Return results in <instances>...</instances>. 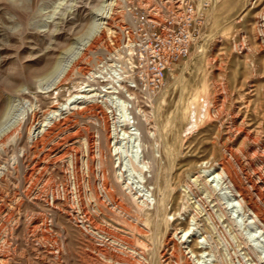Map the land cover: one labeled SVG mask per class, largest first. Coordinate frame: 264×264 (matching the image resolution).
Here are the masks:
<instances>
[{
  "label": "rangeland",
  "instance_id": "rangeland-1",
  "mask_svg": "<svg viewBox=\"0 0 264 264\" xmlns=\"http://www.w3.org/2000/svg\"><path fill=\"white\" fill-rule=\"evenodd\" d=\"M12 1L14 0H0V37L2 36L0 43V97L6 98L7 106H5L7 109L9 108L11 117L19 116L26 107L23 99L8 98L4 93L8 81H12L15 76L20 81L23 79L21 65L37 69L41 66L39 60L44 61L49 57L59 59L63 64L71 60L79 61V63L87 65L89 69L86 77L93 76V73L100 75L98 78H92L91 82L94 79V87L101 90L100 96L105 99L112 85L117 87L114 83L113 72L117 70L114 65L118 63V60L114 58L118 57L117 54L121 58L125 55L122 48L127 45L128 41L126 38L123 43L125 40L123 31L131 27L130 21L133 19L132 15L127 18L126 13L132 12L133 7H142L150 10L148 12L151 13L156 11L162 18L168 11L181 8L183 3L176 1L174 7L167 6L165 9L166 1L162 3L161 0H23V5L28 9L18 10L13 7ZM111 1H115L112 11L108 10ZM200 1L206 4V21L189 57L176 65L167 76L164 87H170L160 99H163L164 103L159 113V122L165 123L167 117L177 109L181 95H188L194 90L208 89L209 109L204 112L205 124L200 125L197 129H188L182 136L183 141L187 147L193 148L200 143L203 137H208L206 149L213 150L217 156L223 152V149H226L225 154L252 193L255 196L264 195V176L262 175L264 172V96L256 94L258 87L262 84L260 73L264 71V52H252L248 57L239 53L240 51L236 50L238 35L246 31L242 17L234 23L226 13L216 17V13H212L216 6L215 0ZM258 1L252 0L251 5L252 10L257 13L264 7V0H261L259 5ZM221 9L222 7L219 6L218 12ZM110 15L113 21L108 24ZM12 16H14L12 19L14 22L11 20ZM93 22L102 24L105 36L95 47L88 48L85 46V36ZM55 23H58L57 32L52 38H48L46 35ZM258 43L252 35H249V44L257 46ZM127 58L128 68L131 71L132 52L128 54ZM38 65L40 66L38 67ZM99 69H101L100 72H98ZM183 71V80L175 85V77ZM73 72L76 73V70L73 69ZM172 73H175V77L171 76ZM42 75L38 76V85L44 101L41 103L43 111L55 110L56 106L59 107L67 102L69 94H76L79 90L76 83L81 82V79L62 82L55 88L53 86L54 79L44 78L45 75ZM235 77L238 87L242 85L247 93L244 99L238 95L239 91H235L233 105L228 101L222 102L223 104L220 102L214 104V84L226 83L228 89L232 90ZM122 85H127V83L122 82ZM250 86H253V93L249 94L247 88ZM164 87L161 90H165ZM240 91L242 90L240 89ZM114 95L118 97L115 102L118 109L117 114L120 118H124L127 111L121 102L123 98L117 93ZM159 96L160 93L156 98L158 99ZM101 97L97 99L101 100ZM146 98V95L144 98L141 97L142 100H146ZM88 105H93V103ZM98 106L100 109L96 113L100 114L101 109L106 111V107L103 105L99 104ZM232 106L235 108L234 112L231 110ZM139 107L149 115L155 116L156 114L150 103H140ZM207 114L210 116L209 120L206 118ZM78 117L71 115L65 132L56 136L43 149L29 155L25 179H22L20 172L10 170L9 176L0 180V208L2 210L0 213V264H82L78 255L81 253L83 256L84 254H96L89 247V242L112 244L109 245L112 250L115 245L114 252H119L118 254L121 256L126 255L127 257H125L130 259L129 263H121L99 257L98 263L95 261L96 263L88 262L89 264H130V262L131 264H185L186 260H190L192 264H198L196 259L188 257L186 251L188 244H193L190 241L202 234L207 237L210 244L205 251L214 256L212 261H207L206 264H264V254L252 250V245L246 240L245 222L243 218L241 219V214H238L239 217L228 216L230 194L223 189L221 184L217 185L216 181L212 184L217 185L214 189L216 195H212L213 193L209 192L202 181L193 182V178L190 179V184L185 186L186 188H182L183 208L177 214L169 215V238L175 241L177 246H174L173 243L166 244L164 241L165 228L155 231L151 226L137 222L134 218L139 214L135 206L126 198H123L122 203L130 209L131 216L127 217L117 213L118 220L110 221L112 219L104 217L103 214H94V178L86 167L88 159L86 146L83 144H86L85 137L89 135L93 137L96 146L100 137L97 126L98 119L96 115L90 113ZM110 122L112 121L110 120ZM154 122L155 119H152L151 123L154 124ZM152 129L155 128L152 127ZM203 129L205 130L202 132ZM239 131L245 132L250 138L247 140ZM157 140L156 144L158 145L161 138L157 136ZM120 141L125 151L129 145L128 135L126 133L121 135ZM171 142L173 141L171 140ZM75 151L79 153L76 177L81 189V198L100 227L101 234L97 231L98 235L95 233L96 230L89 225H87V229L82 228L84 232L82 234L76 228L70 227L63 216L57 217L52 211L51 192L58 189L62 193V185H66L70 180L72 166H77V163L71 159V153ZM48 153L50 155L43 159L44 154ZM207 157L205 155V158ZM6 162V158H0V167H3ZM126 162L131 182L143 189L138 173L133 169L128 158H126ZM202 162L206 163V159ZM75 170L77 169L75 168ZM213 172V168L207 169L203 173L205 179L211 180ZM209 195L210 197H208ZM75 197L76 195H74ZM102 200L110 206L103 195ZM73 207L78 213L77 198L74 199ZM224 207H228V211ZM193 216L196 220L192 219ZM64 227L65 232L62 231ZM188 230L191 234L183 237V234ZM41 232H46L58 241L62 250L60 260L54 262L47 255L46 247H51L53 252H57L58 244L55 241L43 243L37 236ZM181 236L184 241L182 243L179 240ZM6 239H10L7 241V245L4 244Z\"/></svg>",
  "mask_w": 264,
  "mask_h": 264
},
{
  "label": "bare ground",
  "instance_id": "bare-ground-1",
  "mask_svg": "<svg viewBox=\"0 0 264 264\" xmlns=\"http://www.w3.org/2000/svg\"><path fill=\"white\" fill-rule=\"evenodd\" d=\"M161 1L162 3L163 1H166L164 3V8L166 9L167 6L174 7L176 1L183 2V7L187 0ZM194 1L197 5V9L200 10V8H206L205 2L200 0ZM222 1L223 0H215L216 6L213 8L212 13H216V17L226 13L232 19V23L242 17V20L246 25V31L238 35V45H236V50L240 51L239 53L243 54L245 57H248L252 52H264V7H262L261 11L257 13L255 10H252V0ZM23 2V0H14L12 1V4L13 7L18 10L23 8L24 10H27L28 8L23 5ZM114 2L115 1H111V3H109L108 10H113ZM260 3L261 0L257 2L258 5ZM219 6H221L222 9L218 12ZM131 15L132 12L130 11L126 13L127 18H130ZM159 17L161 18V16ZM13 18L14 16H12L11 20ZM12 21L14 22V20ZM112 21V16L110 15L107 23L110 24ZM130 22L133 23V19ZM101 25L102 24L93 22L90 30L88 29L89 32L87 33V36H85V46L88 48L95 47L100 39L105 36V31ZM57 27L58 23L53 24L51 31L45 35L48 38H52L57 32ZM125 30L123 33H125ZM249 35H252V37L259 42L257 46L249 44ZM1 37L0 43L2 41ZM126 38L127 36L125 35L123 43H125ZM127 41V45H124L122 48V51L125 53L124 57L122 56L121 58L120 55L117 54L118 57L114 58L118 60V63L114 65L117 67V70H114L113 72V78H115L114 83L117 87L112 85L110 88L111 90L108 92L106 91L109 94L106 95L105 99L100 96V93H102L101 90L98 87H94L95 84L93 83L94 79L98 78L100 75L96 72L98 75L93 73V76L86 77L89 69L87 65L81 62L79 63V61L71 60L68 62L66 61V63L63 64L61 60L49 57L44 61L40 59L39 63H41V66L38 65L40 68L37 69L27 68L24 64L21 65V75L23 76V79L20 81L15 76L12 81H8V86L4 88V93L8 98L23 99L25 101L24 106L26 105V107L19 116L11 117L9 116V108H6V98L0 97V158L7 159L4 166L0 167V180H4L9 176L10 170L20 172L22 174V179H25V176L27 175L25 169H27L26 163L30 159L29 155L43 149L47 144L49 145L56 136H60L62 132H65L69 125L71 115H75V117H83L87 113L94 114L98 119L97 126L100 136L99 140L95 146L93 137L87 135L85 137L86 144H83L86 146L88 159L86 167L94 178V214H103L104 217L112 219L110 221L118 220L119 216L117 217V213H121L127 217L131 216L130 209L122 203L123 198H126L135 206L139 214V216L137 215L138 217L134 218L137 222H143L144 225L151 226L155 231H160L162 228H165L164 241L166 244L173 243L174 246H177L176 242L169 238V215L171 213L177 214L178 211L183 208L182 188L187 186L190 179L193 178V182L198 180L202 181L209 192L213 193L212 195H216L214 189H216L218 184H221L223 189L227 190L230 194L228 202V205L230 206L229 212H227L228 207H224V209L227 210L226 212L229 213L228 216L230 217L234 215L239 217L238 214H241V219L243 218L245 222L244 230L246 240L252 245V250L255 252L260 251V253L264 254V195L259 194L255 196V194L252 193L250 188L243 182L240 175L235 170L228 156L225 154V152H227L226 149H223V152L219 156H217L213 150L208 151V149H206L208 137L206 136L203 137L200 140V143L193 148L187 147L185 141H183L182 136L188 129H197L200 125L205 124L206 119L203 120V116L204 112L209 109L207 102L209 90H194L188 95H181L177 109L167 117L165 123H160L159 113L164 103V100L160 99L169 90L168 88L170 86H166V88L163 86L165 90L159 91L160 96L158 99H152L142 90L134 88L133 76L128 68L127 58L128 54L132 52L133 62V47L128 38ZM73 69L76 70V73L73 72ZM100 71L101 69L98 70V72ZM42 74L45 75L44 78L48 77L54 79L53 86L55 88H57L62 82H71L74 79H81V82L76 83L79 90L76 94H69L67 102L61 104L59 107L56 106L55 110L43 111L41 103H44V101L41 92L39 91L40 86L38 85V76ZM171 76L175 77V73H172ZM92 78H94L92 80L93 82H91ZM183 78L184 71L179 76L175 77L174 84L176 85L181 82ZM260 79L262 84L258 87L256 94L264 96V71L263 73H260ZM122 82L127 83V85H122ZM233 83L232 90L228 89L226 83L214 84V104L228 101L233 105V101H235V91H239L238 95L242 96L241 99H244L247 93H245L242 85H240L241 87H238L236 77L234 78ZM252 87L253 86L247 88L249 94L253 93ZM240 89L242 91H240ZM114 93H117V95L123 98L121 102L127 111L124 118H120L117 114L118 109L116 108L115 102L118 97L114 95ZM145 95L147 97L146 100H142L141 97L144 98ZM99 97L102 99H97ZM92 98L95 99L91 100ZM90 103H93V105H88ZM140 103H150L151 107L156 111L155 116L152 114L149 115L145 110H142L139 107ZM99 104L106 107V111L101 109L100 114L96 113V111L100 109V106H98ZM231 110L233 112L235 111L234 106H232ZM208 117L210 116L207 114V120H209ZM152 119H155L154 124L151 123ZM110 120L112 122H110ZM152 127L155 129L153 130ZM204 130L205 129L201 131L203 132ZM125 133L128 135L129 145L124 151L120 137ZM240 133H242L247 140L250 138L245 132L241 131ZM157 136L161 138L158 145L156 144L158 141ZM171 140L173 142H171ZM10 153L11 155H9ZM203 153H207L205 155L208 157L205 158ZM48 155L50 154H44V157L42 158L45 159ZM126 158H128L133 169L138 173L139 182L142 184L143 189L138 188L133 182H131L129 174L127 173ZM71 159L77 163V166H72L73 170L72 174H70L71 178L66 185H62V193L58 189L55 192H51L52 211L55 212L54 215L57 217L63 216L70 227L76 228L82 234H84L82 228L87 229V225L96 230L95 233L97 234L100 227L96 223L93 215L90 214L84 200L81 198V189L78 186L79 182L76 177L79 161L78 151L71 153ZM205 159L206 163L202 162ZM75 168L77 170H75ZM209 168L214 169L211 180H207V178L205 179V176L203 175V173ZM262 175L264 176V172ZM215 181L217 185L214 186L212 184ZM74 195H76L75 198ZM102 195L108 200L110 206L106 205L102 200ZM208 197H210V195ZM76 198L79 205L78 213H76L77 211H75V208L73 207L74 199ZM214 199L216 198L214 197ZM1 211L0 208V213ZM192 219L196 220L195 216H193ZM109 225L113 226L111 224ZM62 231H66L65 227ZM187 234H191L189 233V230L183 234V237ZM37 236L43 243H51L55 241V243L58 244V248H56L57 252H53L50 249L51 247L48 246L46 247V250L47 255H49L54 262L55 260H60L62 250L58 241L53 239V236L51 237L46 234V232H41L40 234H37ZM183 237H179L181 243L184 242ZM8 240L6 239V243L4 244L7 245ZM185 243L188 244V242ZM190 243L193 244H188L186 251V254L190 259H196L198 264H206L207 261H212L214 256L205 251V249L208 248V245L210 246L206 236L202 234L201 236L195 237ZM88 244L91 250H94V253L96 254H84L83 256L81 253V255H78L81 263H96L95 261L98 263L99 257L111 259L116 262L129 263L130 259L126 258V255L125 257L118 254L119 252H114L115 245L112 250L109 246L112 244H107L106 242L101 244L89 242ZM185 264L192 263L190 260H186Z\"/></svg>",
  "mask_w": 264,
  "mask_h": 264
},
{
  "label": "built area",
  "instance_id": "built-area-1",
  "mask_svg": "<svg viewBox=\"0 0 264 264\" xmlns=\"http://www.w3.org/2000/svg\"><path fill=\"white\" fill-rule=\"evenodd\" d=\"M148 11L132 8L133 23L125 35L133 47V86L154 99L172 68L189 57L206 21V11L197 9L194 0H187L163 18Z\"/></svg>",
  "mask_w": 264,
  "mask_h": 264
}]
</instances>
